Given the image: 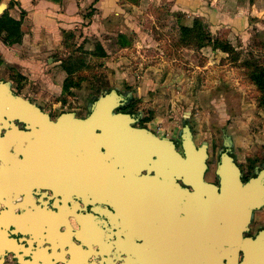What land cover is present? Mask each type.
I'll use <instances>...</instances> for the list:
<instances>
[{
  "label": "rangeland",
  "instance_id": "rangeland-1",
  "mask_svg": "<svg viewBox=\"0 0 264 264\" xmlns=\"http://www.w3.org/2000/svg\"><path fill=\"white\" fill-rule=\"evenodd\" d=\"M7 3L16 2L0 0ZM96 3L53 47L0 39V80L54 118L84 119L116 91V112L142 114L151 129L169 135L184 121L195 146L206 145L208 182L223 155L239 172L263 167L264 105L249 72L264 68V0H196L193 11L190 3L171 11L174 0H121L108 17L98 16ZM195 21L200 36L182 40L180 26Z\"/></svg>",
  "mask_w": 264,
  "mask_h": 264
},
{
  "label": "water",
  "instance_id": "water-1",
  "mask_svg": "<svg viewBox=\"0 0 264 264\" xmlns=\"http://www.w3.org/2000/svg\"><path fill=\"white\" fill-rule=\"evenodd\" d=\"M5 8L0 4V13ZM116 94L114 91L97 100L84 119L62 114L52 122L35 105L15 97L6 84L0 83V129L6 130L0 137V175L8 174L5 179L9 184L36 185L39 188L33 189L37 193L49 190L54 195L65 193L67 199L82 198L91 208L86 214L88 234L92 233L89 248L90 243L97 244L95 237L101 231L94 220L102 215L119 219L129 230L138 221L150 225L146 231L161 237L151 240V264H238L249 209L259 206L264 198L262 180L251 179L243 185L239 169L223 155L216 170L218 185L206 181V145L197 148L185 127L180 155L170 141L134 128L130 114L116 112L122 98ZM16 123L23 124L24 129ZM33 136L37 137L34 141ZM47 142L51 171L36 176L23 173L25 161L16 160L17 155L36 152L38 143ZM27 167L32 168V164ZM31 190L0 188V214L15 208L27 212L25 202H30ZM20 196L23 205L16 202ZM46 206L47 202H42L31 208ZM73 217L77 229L64 227L79 237L81 222L77 215ZM14 228L11 225L6 232L17 244L22 233L37 231L33 227L24 226L22 232ZM106 247L101 248L110 255L112 247ZM0 250L3 256L15 255V249ZM260 256L258 253V260L250 259L246 264H264V253ZM96 260L101 264L99 254L90 252L86 264H96ZM105 264L112 262L107 259Z\"/></svg>",
  "mask_w": 264,
  "mask_h": 264
},
{
  "label": "flooded vegetation",
  "instance_id": "flooded-vegetation-1",
  "mask_svg": "<svg viewBox=\"0 0 264 264\" xmlns=\"http://www.w3.org/2000/svg\"><path fill=\"white\" fill-rule=\"evenodd\" d=\"M2 15L3 13H0V16ZM0 83L6 84L12 95L18 97L15 93L16 90L12 88L9 83L1 80ZM29 102L47 115L50 121L56 122L57 118L46 113L44 109L32 101ZM121 103L122 106L126 107L131 102H128L127 99H125L122 100ZM130 115L134 119V122L132 123L134 128L148 131L158 139L170 141L174 149L183 156L182 143L184 130L185 127H187L185 126L184 121L181 123L183 127L182 129L179 127L178 129H173V133L171 132L172 134L169 133L168 135L166 129L163 130L158 126H154L151 129L150 126H147V122L143 121L144 117L142 114ZM16 124L19 129H24L23 124ZM188 132L190 134L189 129ZM5 133L6 130L3 128L0 129V137H3ZM34 137L36 136H33V141L35 140ZM38 144L36 152H32L31 154L26 152V156L24 155L25 158L21 154H18L16 158L18 161H25L22 164V169H24L22 172L31 174V176L48 174L52 167V156L49 154V143ZM44 147L46 153L45 156L43 154ZM19 149H22V146H20ZM9 153L11 155L13 154L12 148L9 150ZM28 163L32 164V168L27 167ZM250 171L251 173L249 171L243 172L240 170V181L243 185L248 184L254 177L256 179L260 178L264 183V164L262 168L259 169L258 166H254ZM7 175L8 174L6 173L0 175V188H4V186L5 188H32L30 191V203L27 204V206L31 207L32 204L34 206H39L42 202H47V213L50 215L52 214V216L48 217L46 214L45 216L43 215L42 217H39L40 219L38 218L37 222L33 221L24 224L26 228L33 227L34 229H37V231L32 235L22 233L20 237H18V239H20L19 244L15 241L17 247L15 246V248H13L15 249V255L7 254L3 256L0 250V264H86L87 255L90 252L99 254L101 264H105L107 259H110L112 264H151V240L156 237V240L161 239V237L146 231V229H149L150 227V225H146V222L139 223L141 221H138L136 225L133 223L131 230H129L130 227L128 226L125 229L119 219L113 220L112 218L102 217V215H96L97 221H94L101 232L95 237L97 244L90 243L89 248L87 246V241L88 237L91 238L92 233L88 234L89 223L86 214L91 212V208L87 207L86 204L82 202V198L77 199L70 195L71 199H67L65 193L59 192V194L54 195L49 190H40L37 193V191L33 189L39 188L36 185H21L20 183L9 184L8 181L10 180L5 179ZM214 184L218 185V178L216 176ZM63 196L67 200L66 202L64 201ZM22 198L23 197L20 196L16 202L23 205L24 199ZM263 199L259 206L257 205L254 208L249 209L246 228L241 236L242 249L237 254L238 264H246L250 259L258 260V253H260L261 256L264 253V221H261L260 219L258 222V218H260L261 215L264 217ZM63 204H65V208L63 207ZM57 205L61 206L63 210H66L67 214L64 213L62 215L61 213H58ZM21 210L24 211V208ZM40 210L44 212L42 208H40ZM73 215H77L81 222L82 228L79 237L71 231H66V227H64L65 224L69 226L70 230L77 229ZM55 226L57 228L56 231ZM4 232L7 234L6 229L4 230V227H1L0 225V239L4 235ZM9 238L13 239V237L10 236ZM99 244L102 245L101 247L111 245V254H105L104 248H101ZM19 245L21 246V249H19ZM1 248L2 245L0 244V249ZM121 249L124 251L121 252ZM250 253H254L255 255L250 256ZM117 255H120L121 260ZM8 256L11 257L9 258ZM89 260H91V257ZM96 261V264H99L98 260ZM226 261V259L223 260L224 263H226Z\"/></svg>",
  "mask_w": 264,
  "mask_h": 264
},
{
  "label": "crops",
  "instance_id": "crops-1",
  "mask_svg": "<svg viewBox=\"0 0 264 264\" xmlns=\"http://www.w3.org/2000/svg\"><path fill=\"white\" fill-rule=\"evenodd\" d=\"M8 1V0H4ZM15 5L9 9L7 3L5 10H8L9 16L15 20L20 19V12H25L21 21V32L23 34V44H27L30 47H36V49H44L47 47H53L56 45L57 39H59L60 30L65 27H71L79 23L82 11L90 6L95 0H13ZM121 0H97L95 8L97 14L100 17H108L113 14L114 11L119 9ZM190 3L191 10L196 8V0H174V8L171 11H187V6ZM194 4V8L192 5ZM180 8V9H179ZM3 46V45H2ZM4 47V46H3ZM40 54V53H39ZM7 188H3L6 191ZM64 201L67 200L64 198ZM64 202V203H65ZM29 204L30 202H25ZM65 208V204H63ZM27 212L17 210L4 211L0 214V225L4 227V230L11 226H15V230L22 232L24 224L27 222L36 221L39 217L52 216L47 213L45 207L42 212L40 209H34L29 206H25ZM29 214V215H28ZM40 219V218H39ZM39 221V220H38ZM0 244L3 249L15 248V240L9 238L8 234H5L0 239ZM17 247V246H16ZM21 249V246H18ZM14 252V251H13ZM9 258L11 256H8ZM13 257V256H12ZM19 263V262H18Z\"/></svg>",
  "mask_w": 264,
  "mask_h": 264
},
{
  "label": "trees",
  "instance_id": "trees-1",
  "mask_svg": "<svg viewBox=\"0 0 264 264\" xmlns=\"http://www.w3.org/2000/svg\"><path fill=\"white\" fill-rule=\"evenodd\" d=\"M12 5L14 6V4ZM24 15L25 12L21 11L19 20L13 19L8 15V13H4L2 16H0V39L5 45H12L21 42V21ZM179 32L182 40H187L188 38H190L196 41V36L200 34L199 23L195 21L192 27L180 26ZM204 39L205 38L202 37L201 41H203ZM249 79L258 89V92L261 95V103L264 105V68L260 66H252V71L249 72ZM106 95H104L103 97H105Z\"/></svg>",
  "mask_w": 264,
  "mask_h": 264
},
{
  "label": "bare ground",
  "instance_id": "bare-ground-1",
  "mask_svg": "<svg viewBox=\"0 0 264 264\" xmlns=\"http://www.w3.org/2000/svg\"><path fill=\"white\" fill-rule=\"evenodd\" d=\"M58 206V213H61L62 215L65 213L67 214L66 210H63L61 206L57 205ZM60 214V215H61Z\"/></svg>",
  "mask_w": 264,
  "mask_h": 264
}]
</instances>
